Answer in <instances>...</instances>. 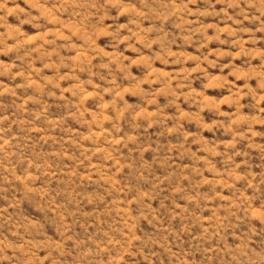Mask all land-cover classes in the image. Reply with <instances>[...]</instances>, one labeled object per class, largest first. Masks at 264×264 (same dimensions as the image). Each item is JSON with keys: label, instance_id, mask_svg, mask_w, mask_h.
<instances>
[{"label": "rangeland", "instance_id": "rangeland-1", "mask_svg": "<svg viewBox=\"0 0 264 264\" xmlns=\"http://www.w3.org/2000/svg\"><path fill=\"white\" fill-rule=\"evenodd\" d=\"M0 264H264V0H0Z\"/></svg>", "mask_w": 264, "mask_h": 264}]
</instances>
